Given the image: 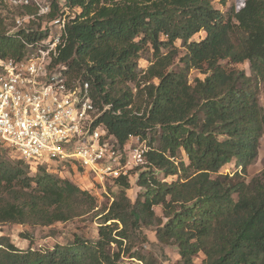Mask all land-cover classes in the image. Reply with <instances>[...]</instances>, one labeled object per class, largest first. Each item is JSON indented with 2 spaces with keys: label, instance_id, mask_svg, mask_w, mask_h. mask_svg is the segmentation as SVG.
Returning <instances> with one entry per match:
<instances>
[{
  "label": "trees",
  "instance_id": "1",
  "mask_svg": "<svg viewBox=\"0 0 264 264\" xmlns=\"http://www.w3.org/2000/svg\"><path fill=\"white\" fill-rule=\"evenodd\" d=\"M46 1L51 14L16 31L15 16L34 10L0 1V64L26 56L67 7L68 42L51 68L70 84L89 83L97 108L112 107L100 121L121 147L139 136L150 150L132 172L136 199L128 195L131 178L121 177L110 206L97 210L95 196L62 169L47 173L0 149V234L6 225L52 228L90 215L98 234L47 250L28 234H21L27 249L0 236V264H158L145 253L146 230L177 247L181 264L198 256L202 264H264V172L246 178L264 136V0L227 13L216 3L228 0ZM245 63L250 74L238 69ZM193 71L205 78L191 81ZM229 165L233 175L222 172Z\"/></svg>",
  "mask_w": 264,
  "mask_h": 264
},
{
  "label": "built area",
  "instance_id": "2",
  "mask_svg": "<svg viewBox=\"0 0 264 264\" xmlns=\"http://www.w3.org/2000/svg\"><path fill=\"white\" fill-rule=\"evenodd\" d=\"M0 1L12 11L34 10L15 16L14 31L52 12L46 0ZM71 15L65 7L43 26L46 35L28 44L26 56L0 64V149L35 166L88 169L105 187L144 167L150 147L139 136L121 147L100 121L112 107L97 108L89 83L70 84L59 67L51 68L67 45Z\"/></svg>",
  "mask_w": 264,
  "mask_h": 264
},
{
  "label": "rangeland",
  "instance_id": "3",
  "mask_svg": "<svg viewBox=\"0 0 264 264\" xmlns=\"http://www.w3.org/2000/svg\"><path fill=\"white\" fill-rule=\"evenodd\" d=\"M244 5V0H228L226 6H222L219 3H216V6L221 9L222 12L227 13L232 7L236 8V10H240ZM1 17L4 21L5 26L10 27L12 25V18L9 16L6 11L2 10ZM204 34H200L196 37V39L203 38ZM178 46L182 47V44H178ZM143 63L146 66L147 63H151L152 53L149 50H146L142 53ZM142 63V64H143ZM240 70H246L248 74H250L249 64L245 63L243 65L238 66ZM196 77H200L202 79L205 76L199 74L196 71L192 72L191 81H193ZM260 104L264 108V84L261 86L260 93ZM7 157L15 162L16 160H20V156L18 154L10 155L8 152ZM181 159H186L184 153L180 154ZM42 164L41 168L44 169L47 173L56 172V168L48 165L47 162L39 163ZM72 167L76 168V165ZM37 167H35L34 173L36 172ZM63 171V170H62ZM224 174L233 175L236 172V168L234 165H229L225 167L222 171ZM264 172V136L261 140L259 155L255 162L248 170L247 181L250 182L253 178L258 177ZM59 174V173H58ZM60 176H65L69 178L73 183L81 186L82 188L90 191L93 196H95L98 204V209L101 210L105 207H109L112 199V193H118L119 188H114V183L107 182L105 183V187L99 185L90 175L89 170L85 171L81 170H66L60 173ZM159 178L163 179V175L159 174ZM137 175L131 177V187L128 190V195L132 200H135L138 192L141 190L136 185ZM111 187V188H110ZM111 190V193L109 192ZM109 194V197L105 195ZM158 214H161V210L157 209ZM93 215L86 216L82 219H76L66 224H57L52 228H33L29 226H17V225H6L1 229L0 236L9 237L12 242L20 249H27L29 246V242L21 237V234H28L34 238V247L41 250H47L54 247L56 244H67L70 241H73L74 236H83L89 240H94L97 238V224L96 219H93ZM53 233L56 234V237H53ZM146 236L149 239V244L145 246V253L155 258L158 264H181V256L179 254V250L175 246H162L157 242L155 237V233L152 230L145 231ZM203 257L198 256L195 258L194 264H202Z\"/></svg>",
  "mask_w": 264,
  "mask_h": 264
}]
</instances>
